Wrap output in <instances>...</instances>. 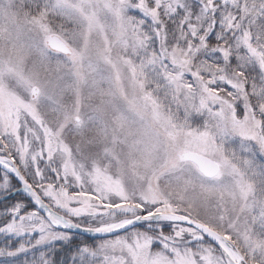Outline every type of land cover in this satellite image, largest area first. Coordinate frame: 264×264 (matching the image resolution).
<instances>
[{
    "label": "snow or ice",
    "instance_id": "1",
    "mask_svg": "<svg viewBox=\"0 0 264 264\" xmlns=\"http://www.w3.org/2000/svg\"><path fill=\"white\" fill-rule=\"evenodd\" d=\"M0 264H264V0H0Z\"/></svg>",
    "mask_w": 264,
    "mask_h": 264
}]
</instances>
